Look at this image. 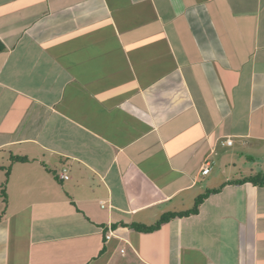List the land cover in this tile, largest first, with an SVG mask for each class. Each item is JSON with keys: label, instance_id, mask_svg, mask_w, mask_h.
I'll return each instance as SVG.
<instances>
[{"label": "crops", "instance_id": "0c3cea01", "mask_svg": "<svg viewBox=\"0 0 264 264\" xmlns=\"http://www.w3.org/2000/svg\"><path fill=\"white\" fill-rule=\"evenodd\" d=\"M0 41V264H264V0H0Z\"/></svg>", "mask_w": 264, "mask_h": 264}, {"label": "trees", "instance_id": "16d2710c", "mask_svg": "<svg viewBox=\"0 0 264 264\" xmlns=\"http://www.w3.org/2000/svg\"><path fill=\"white\" fill-rule=\"evenodd\" d=\"M4 49V45L0 41V51ZM12 161L14 162H25L29 161L28 157L26 156H19V155H13L12 156ZM10 175V167H7V176ZM245 182H251L255 185H264V172H259L255 174H250L247 176H243L240 179H235V180H229L228 183H245ZM3 188L6 187V182L2 186ZM220 189H211L206 191V193L200 195L199 197L196 198L195 204L193 208L183 211V212H170L164 214L155 224H152L150 226H144V225H139V224H131V227L135 228L136 230L139 231H145V232H150L158 229L161 227L163 224L168 223L172 219L176 217H184L187 215L191 214H196L199 211L200 205L203 203L204 199L208 197L212 193L218 192ZM3 200L7 199L6 192H4V195L2 196ZM4 213V212H3ZM3 214H0V220L2 218Z\"/></svg>", "mask_w": 264, "mask_h": 264}, {"label": "built area", "instance_id": "2783aa9c", "mask_svg": "<svg viewBox=\"0 0 264 264\" xmlns=\"http://www.w3.org/2000/svg\"><path fill=\"white\" fill-rule=\"evenodd\" d=\"M222 144H225V145H231L232 144V139L231 138H226L225 140L221 141ZM203 173H207L209 171V167L208 166H205L203 169H202ZM59 177L61 179H68L70 176L68 174V168L66 166H63V168L60 170L59 172ZM103 207L105 206V202H102L101 204ZM113 234V231L110 229L108 234H106V238H110Z\"/></svg>", "mask_w": 264, "mask_h": 264}]
</instances>
